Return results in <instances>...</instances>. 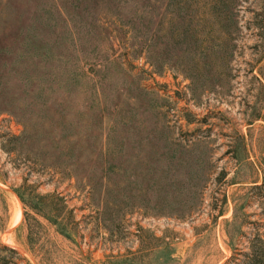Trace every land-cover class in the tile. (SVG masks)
Instances as JSON below:
<instances>
[{
    "label": "rangeland",
    "instance_id": "rangeland-1",
    "mask_svg": "<svg viewBox=\"0 0 264 264\" xmlns=\"http://www.w3.org/2000/svg\"><path fill=\"white\" fill-rule=\"evenodd\" d=\"M0 264H264V0H0Z\"/></svg>",
    "mask_w": 264,
    "mask_h": 264
},
{
    "label": "bare ground",
    "instance_id": "bare-ground-1",
    "mask_svg": "<svg viewBox=\"0 0 264 264\" xmlns=\"http://www.w3.org/2000/svg\"><path fill=\"white\" fill-rule=\"evenodd\" d=\"M16 216V215H15ZM20 216H21V212L18 210L17 211V218L15 219L16 222H18L20 220Z\"/></svg>",
    "mask_w": 264,
    "mask_h": 264
}]
</instances>
